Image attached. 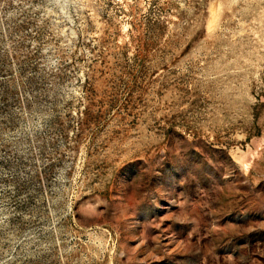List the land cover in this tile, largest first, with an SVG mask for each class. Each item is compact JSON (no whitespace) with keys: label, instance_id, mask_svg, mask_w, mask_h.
Here are the masks:
<instances>
[{"label":"rangeland","instance_id":"obj_1","mask_svg":"<svg viewBox=\"0 0 264 264\" xmlns=\"http://www.w3.org/2000/svg\"><path fill=\"white\" fill-rule=\"evenodd\" d=\"M0 264H264V0H0Z\"/></svg>","mask_w":264,"mask_h":264}]
</instances>
